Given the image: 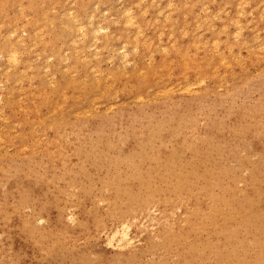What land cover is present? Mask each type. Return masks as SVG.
I'll return each instance as SVG.
<instances>
[{
	"label": "bare ground",
	"instance_id": "bare-ground-1",
	"mask_svg": "<svg viewBox=\"0 0 264 264\" xmlns=\"http://www.w3.org/2000/svg\"><path fill=\"white\" fill-rule=\"evenodd\" d=\"M113 1H120L116 10ZM261 69L264 0H0V160L11 147L24 164L41 156L52 173L75 139L78 120L99 114L96 106L106 114L126 96L147 108L174 104L184 95L218 94ZM259 150L264 153V142ZM163 161L160 153L149 155L152 174L137 166L132 181L116 171L104 176L111 193L104 202L119 192L126 205L142 194L155 205L170 244L185 245L169 264H253L244 250L243 224L224 231L214 223L229 212L225 202L233 206L219 183L184 200L168 190L170 175L161 196L152 197L158 166L168 173ZM51 191L45 213L60 221V194ZM128 228L110 232L108 244L116 235L117 244L127 240ZM27 236L18 233L25 242Z\"/></svg>",
	"mask_w": 264,
	"mask_h": 264
},
{
	"label": "rangeland",
	"instance_id": "rangeland-1",
	"mask_svg": "<svg viewBox=\"0 0 264 264\" xmlns=\"http://www.w3.org/2000/svg\"><path fill=\"white\" fill-rule=\"evenodd\" d=\"M119 2L111 6L116 10ZM255 72L218 94L184 95L174 104L159 101L147 108L126 96L106 114L96 106L99 114L78 120L75 139L52 173L41 156L35 157L37 163L24 164L8 147L0 160V264H169L178 259L185 245L170 244L156 222L161 214L154 213L155 205L143 194L130 205L119 192L104 202L111 195L104 176L116 171L132 181L137 166L152 174L147 159L155 153L168 162V173L158 166L156 176L162 181L154 176L152 197L161 196L170 175L168 190L184 200L219 183L227 190L224 200L233 206L225 202L229 212L216 216L214 223L224 231L242 223L244 250L257 264L264 258V153L259 150L264 142V69ZM11 129L16 125L11 123ZM51 190L60 194L65 214L60 221L45 213ZM213 190L219 196L220 189ZM123 226L129 227L128 239L117 244L116 235L108 244L110 232ZM24 231L28 242L18 237Z\"/></svg>",
	"mask_w": 264,
	"mask_h": 264
}]
</instances>
